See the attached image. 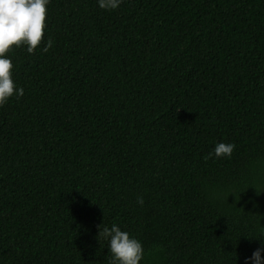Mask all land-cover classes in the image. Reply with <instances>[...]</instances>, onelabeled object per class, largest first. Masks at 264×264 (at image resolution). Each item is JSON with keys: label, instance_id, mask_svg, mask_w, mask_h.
Instances as JSON below:
<instances>
[{"label": "trees", "instance_id": "trees-1", "mask_svg": "<svg viewBox=\"0 0 264 264\" xmlns=\"http://www.w3.org/2000/svg\"><path fill=\"white\" fill-rule=\"evenodd\" d=\"M7 55L24 94L0 106V264H109L112 224L139 264L264 243V0H50L34 53Z\"/></svg>", "mask_w": 264, "mask_h": 264}, {"label": "clouds", "instance_id": "clouds-1", "mask_svg": "<svg viewBox=\"0 0 264 264\" xmlns=\"http://www.w3.org/2000/svg\"><path fill=\"white\" fill-rule=\"evenodd\" d=\"M103 10H116L123 0H96ZM50 0H0V106H3L14 95L22 97L24 91L15 85L12 79V62L7 53L15 47H24L28 54L34 53L41 43L44 34L46 6ZM53 45L49 38L42 52H47ZM235 145L217 143L205 156V160L215 157H230ZM136 203L143 205V199L137 197ZM98 236L107 241L109 264H139L143 258L142 244L127 231H122L116 224L101 228ZM244 264H264V243L257 247L250 257L244 258Z\"/></svg>", "mask_w": 264, "mask_h": 264}]
</instances>
